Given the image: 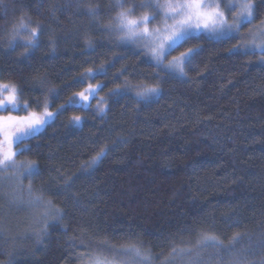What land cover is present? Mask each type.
I'll return each mask as SVG.
<instances>
[{
	"label": "trees",
	"instance_id": "obj_1",
	"mask_svg": "<svg viewBox=\"0 0 264 264\" xmlns=\"http://www.w3.org/2000/svg\"><path fill=\"white\" fill-rule=\"evenodd\" d=\"M81 2L99 4L103 10L110 0ZM4 4L0 49L22 14L31 17L33 27L39 21L47 29L32 67L17 62L22 47L10 54L0 51V77L19 83L21 99L32 100L33 107L41 95L30 85L37 69L50 84L63 86L85 69L109 62L114 53L124 55L108 70L111 77L126 65L128 70L119 80L97 76L77 88L67 87L53 109L88 82L105 81L103 96L125 77L133 83L145 78L133 72L146 76L152 71L140 52L115 47L107 33L89 30V17L77 11L76 0H4ZM57 4L62 10L53 16L50 9ZM107 20L104 15L101 23ZM49 34L58 38L51 56ZM86 39L97 44L95 52L85 50ZM237 41L194 39L170 55L195 44L203 50L186 77L162 83L158 98L140 104L131 96L119 98L103 117L94 107H69L26 141L31 151L20 158L36 160L42 170L34 186L49 183L53 190L63 182L61 176L77 174L81 163L104 143L116 142V146L94 171L79 175L71 189L79 203L69 198L61 205L67 232L53 226L42 243L26 236L0 245V261L12 251L16 264H82L78 254L96 250L105 241L120 245L129 237L142 240L154 252H167V237L187 238L184 229L202 228L217 231L225 242L234 232L249 234L251 239L242 241L250 247L245 264H260L264 260V246L259 244L264 238V66L256 63V55L230 54L228 49ZM72 115L84 117L80 126L68 124ZM47 198L60 203L62 196L49 192ZM235 219L239 225L229 227L227 221Z\"/></svg>",
	"mask_w": 264,
	"mask_h": 264
},
{
	"label": "snow or ice",
	"instance_id": "obj_2",
	"mask_svg": "<svg viewBox=\"0 0 264 264\" xmlns=\"http://www.w3.org/2000/svg\"><path fill=\"white\" fill-rule=\"evenodd\" d=\"M6 7L4 0H0V9ZM262 8L264 0H110L102 10L99 4H83L81 0H76L77 11L89 17V30L95 28L107 33L109 42L115 47H123L133 54L140 52L148 58L152 71L146 76L142 72H133V76L145 78L133 83L125 77L97 99L106 80H119L127 72V66L122 64L111 77L108 76L109 68L118 60H123V54L114 53L109 62L85 69L73 78L71 84L63 86L50 84L46 75L37 69L30 81L32 90L41 94L35 99V107L32 100L21 99L23 88L19 83L0 77V113H7L0 114V198L6 200L9 207L33 210L29 231L37 243L43 242L53 226H60L62 231L67 232V225L63 223L66 213L61 205L69 198L79 203L71 193L79 175L94 171L115 148L116 142H106L100 146L94 156L81 163L77 174L61 176L63 182L53 190L49 183H41L39 188L34 186L35 180L42 175L41 166L36 160L17 159L22 153L31 151V145L26 141L34 139L69 107L92 109V101L96 100L94 110L99 117H103L119 98L131 96L138 104L158 98L163 92L162 83L166 79L186 77L187 70L203 50L202 45L195 44L178 51L176 55H170L194 39L224 42L239 37L228 52L232 55H256V63L264 66ZM59 10L62 9L58 4L50 9L53 16ZM104 15L108 16L107 23H101ZM157 17H160V21L153 24ZM32 24L30 16L22 14L18 17L7 33L4 49H0L10 54L17 47H22L17 62H25L29 67H32L35 52L44 43L42 37L47 32L43 23L37 21L34 27ZM245 26L247 30L242 32ZM57 40L55 35H48L50 56L57 51ZM96 47L92 40H85L86 51L95 52ZM97 76H104L105 81L87 83L52 108L65 88H77ZM153 80L154 83L151 82ZM83 120L81 115H72L68 118V124L80 126ZM49 192L62 196L60 203L47 198ZM5 217V210L0 207V245L4 246L17 239L8 235ZM239 223V219L227 221L229 227ZM183 231L189 233L187 238L183 235L166 238L167 252H154L151 246L146 248L142 240L129 237L120 245L102 242L98 249L78 254L77 259L82 264H177L178 261L180 264H245L250 247H244L242 241L245 237L250 240L249 234L234 232L225 242L217 231L202 228H186ZM259 244L264 246V238ZM207 249L212 251L206 252ZM5 254L8 258L0 264H16L12 251ZM260 264H264V260Z\"/></svg>",
	"mask_w": 264,
	"mask_h": 264
},
{
	"label": "rangeland",
	"instance_id": "obj_3",
	"mask_svg": "<svg viewBox=\"0 0 264 264\" xmlns=\"http://www.w3.org/2000/svg\"><path fill=\"white\" fill-rule=\"evenodd\" d=\"M160 21V17H157V20L153 22V24H156ZM247 30V26H245V29H242L243 31ZM239 40V37H237ZM89 83V82H88ZM99 96H102L100 92L97 94V99ZM96 104V100L92 101L93 107ZM7 115V113H0ZM16 114V113H13ZM17 159H21L20 156L17 157ZM27 180L24 181L25 184ZM0 207H3L5 212H6V217H5V223L7 224L8 227V235L9 236H16L17 239L14 242H18L21 238H25L26 236H32L34 237L31 232L29 231V225L31 223V216H32V211L31 209L27 207L19 208L17 209L16 207H9L7 205L6 200L3 198H0ZM11 242V243H14ZM3 262V261H0Z\"/></svg>",
	"mask_w": 264,
	"mask_h": 264
}]
</instances>
